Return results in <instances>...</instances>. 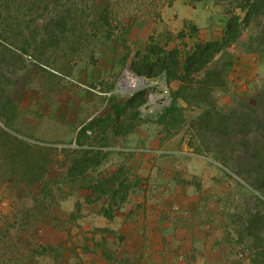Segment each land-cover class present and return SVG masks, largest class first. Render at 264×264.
Here are the masks:
<instances>
[{
    "label": "rangeland",
    "instance_id": "374dc122",
    "mask_svg": "<svg viewBox=\"0 0 264 264\" xmlns=\"http://www.w3.org/2000/svg\"><path fill=\"white\" fill-rule=\"evenodd\" d=\"M12 23L0 264H264V0H16Z\"/></svg>",
    "mask_w": 264,
    "mask_h": 264
},
{
    "label": "trees",
    "instance_id": "16d2710c",
    "mask_svg": "<svg viewBox=\"0 0 264 264\" xmlns=\"http://www.w3.org/2000/svg\"><path fill=\"white\" fill-rule=\"evenodd\" d=\"M32 1V6L34 7V11L39 13L41 15V18L46 19V0H30ZM191 1H200V0H191ZM15 2L16 0H0V21L2 23V26L4 25V28L6 31L11 32L13 28H15V25L11 21L13 19V15L15 12ZM40 3L43 4L44 8H38L40 6ZM254 12V7H251V10L249 11V15L251 16ZM38 28V25H37ZM39 28L46 31V25H41ZM13 33V31H12ZM239 33H238V26L237 21L231 22L229 25L228 31L226 33V37L222 42H211L207 43L203 46H201L198 50V56L196 57V60L200 59L203 61V64L208 63V61H211L212 58L221 53L223 50L228 48L232 42H235L238 39ZM0 44L9 45V43H5L4 40L0 39ZM11 45V44H10ZM7 47V46H5ZM202 65V64H201Z\"/></svg>",
    "mask_w": 264,
    "mask_h": 264
},
{
    "label": "built area",
    "instance_id": "2783aa9c",
    "mask_svg": "<svg viewBox=\"0 0 264 264\" xmlns=\"http://www.w3.org/2000/svg\"><path fill=\"white\" fill-rule=\"evenodd\" d=\"M146 83L145 77L135 73L133 70L125 69L119 79L116 93L124 95H133L140 91ZM163 104H168L167 98L163 99Z\"/></svg>",
    "mask_w": 264,
    "mask_h": 264
}]
</instances>
